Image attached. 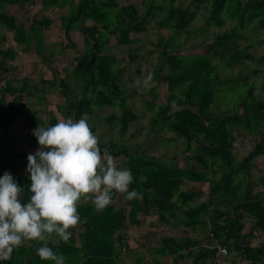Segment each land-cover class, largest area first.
Segmentation results:
<instances>
[{"label": "trees", "instance_id": "trees-1", "mask_svg": "<svg viewBox=\"0 0 264 264\" xmlns=\"http://www.w3.org/2000/svg\"><path fill=\"white\" fill-rule=\"evenodd\" d=\"M131 1L0 0V29L12 34L15 43L2 47L6 35L0 36V77L3 76L0 78V177L5 172L11 173L24 188L27 201L30 195L27 157L35 154L29 149L40 146L33 134L25 136V146L11 136L13 126L24 117L34 96L27 77L11 78V62L19 51H32L52 70L53 79L43 83L49 88H59L66 101L58 107L61 114L77 120L88 115L100 123L97 115L103 108L118 107L121 113H112L106 120L123 136L138 120V115L128 104L129 91L120 90L117 85L126 67L138 59L139 38L133 35L145 32L155 23L159 38L155 43L158 62L153 73L157 83L166 86L168 95L166 102L157 106L145 101L149 111L156 109L150 118V131L170 133L172 138L166 139L168 142L181 138L191 154H185L184 165H179L177 156L166 160L135 146L129 147L123 140L99 145L102 153L106 151L124 160L134 178L130 190H137L143 199L128 201L122 194L123 203L118 209L111 203L100 211L91 201L84 200L78 204L77 211L82 221L87 218V223L70 228L72 236L67 243L58 236H50L48 247L64 255L65 264H122L121 254L126 251L136 255L130 264H162L161 259L167 257L176 264H218L215 252L202 246L212 234L228 250L226 264L237 261L261 264L264 242L256 241L264 234V174L255 177L253 168L264 162V101L256 96L255 86L249 81L259 70L241 73L236 78L222 77L219 70L222 66H246L247 60L259 59L250 49L264 44V39L258 38L264 31V0H190L194 9L182 5L180 0H140L139 4ZM67 4L70 8L59 17L60 27L65 47L72 48L76 54V65L72 74L59 78L58 70L53 67V53L45 42V30L55 20L48 15L28 16L23 20L17 13L35 5L48 10ZM12 7H15L13 13ZM201 8L207 14V27L221 29L228 21L233 22V27L215 36L209 44H203V52L185 53L179 38L190 37ZM251 25L256 33L253 43L243 33ZM76 31L84 37V49L76 46L73 38ZM105 33L116 37L118 45L128 46L127 56L121 58L105 51L109 42ZM243 40L245 45H241ZM260 59L264 63V57ZM140 73L138 69L137 76ZM72 79L76 84H72ZM224 86L245 87V95L236 103H224L221 89ZM43 99L40 97V102ZM56 122L51 118L44 125ZM95 127L94 124L93 131ZM246 137H249V149L238 159L236 146ZM188 184H207V200L201 201L195 189L183 188ZM116 195L114 192L113 198ZM147 222L152 229L162 232L159 243L134 250L125 230L144 228ZM170 229L182 230L184 236L179 237ZM24 242L14 248L10 259L0 260V264H54L36 255L42 242L31 241L28 246ZM144 249L146 255L142 256L140 252Z\"/></svg>", "mask_w": 264, "mask_h": 264}, {"label": "rangeland", "instance_id": "rangeland-1", "mask_svg": "<svg viewBox=\"0 0 264 264\" xmlns=\"http://www.w3.org/2000/svg\"><path fill=\"white\" fill-rule=\"evenodd\" d=\"M131 3L139 4L140 0H132ZM180 3L184 6L190 5L194 9L193 3L190 0H180ZM70 6L67 4L63 8L54 7L48 10H44L40 5H35L31 7H26L20 9L17 15L23 20L27 19L28 16H37L41 17L42 15H48L55 20L54 24L50 29L45 30V42L48 46L50 52L53 53V67L58 70L59 78H66L68 74H72L74 67L76 65V54L72 48L65 47V40L63 37V32L60 27L59 17L68 12ZM143 10V7H141ZM10 12H15V7L10 9ZM207 14L206 11L201 8L198 10V16L192 26V34L190 37L183 35L179 38V41L183 43L182 49L185 53L196 54L204 51V48L201 46L203 44H209V41L213 39L218 34L222 33L225 30H229L233 27V22L228 21L223 28H216L215 26L207 27L205 24V18ZM251 25L248 30L243 33L248 36L252 41H255L256 33ZM164 34H167V31H163ZM6 35V40L1 43L2 47H7L9 44H15L12 39V34L5 33L0 29V36ZM106 37L109 38L108 45L105 47V51L118 56L125 57L127 56L128 46H121L117 44L116 37L110 36L109 33H105ZM139 38L137 46H140V51L138 52V59L134 64L128 65L126 70L122 74V80L118 83L117 87L120 90H128L131 96L128 98L129 106L136 112L138 115V120L132 123L130 130L127 134L121 136L118 132V128H113L112 125L106 120L107 116L110 114L121 113L118 107H106L103 108L97 118L101 119L94 121L91 116L84 115L92 128L95 124L94 133L99 137V145L105 144L109 141L119 142L123 140L126 145L129 147L135 146L137 149L144 150L147 154L154 155L156 157L165 158L166 160L172 159L174 156L178 157L179 165H184L185 163V154H191V151L187 148V145L183 143L182 139H176L175 141H166V139L172 138L170 133L165 131L153 134L150 131V118L154 114L155 110L149 111L145 101L153 102L156 106L166 102L167 90L166 86L163 84H158L157 80L154 78V82L149 90L141 92H132L133 89H136L134 86V81L140 77L143 78L147 75L148 71L153 72L154 67L158 62V53L154 52L156 49L155 43L158 42L159 30L155 23H151L145 32L133 35V38ZM74 41L78 49H84L85 42L84 37L79 32H74L73 34ZM258 38L264 39V31H261L258 35ZM246 41H241V45H245ZM250 52L255 58H259L255 61H248L246 66L238 65L234 68H227L222 66L219 70L222 77L225 78H236L241 76V73H249L254 70H259V73L252 75L249 80L255 86L256 96L264 101V63L260 62V58L264 57V44L256 48V46L250 49ZM13 70L11 72V78H24L29 79V88L34 94L29 106L27 107L26 114L22 119H20L14 126L11 131V136L17 138L21 142V146H25V136L32 134L33 129L38 125H44L48 123L51 118H55L57 121L59 119L68 118L73 116H67L61 114L58 111V107L66 103L65 99L61 95L59 88H49L44 86V80H52L53 72L52 70L43 64L39 57L36 56L32 51L23 52L19 51L18 56L14 61ZM124 64H122L123 66ZM140 70V76H137L136 71ZM0 78H3L1 76ZM72 84H76L74 79L71 80ZM18 82L16 81L15 84ZM250 83V84H251ZM1 85V84H0ZM223 90L222 99L224 103L233 104L241 100L245 95V87H234V86H224L221 88ZM155 90V91H154ZM79 91V90H78ZM131 91V92H130ZM153 91V92H151ZM154 93L156 96H154ZM44 97L43 102H40V97ZM34 113V114H33ZM94 121V122H93ZM35 126H32L33 124ZM249 137L245 138L242 144H238L235 149L236 157L239 159L244 156V153L249 149L248 144ZM36 149H29L31 152H36ZM187 152V153H186ZM118 166L126 168L124 160L120 157H114ZM253 174L255 177L261 176L264 174V162H261L258 167L253 168ZM183 188H193L201 196V201L207 200L208 185L202 184H188L183 186ZM84 202L82 198L79 203ZM112 203L116 204V208L123 203V198L121 193H117L116 198L112 199ZM150 219H148V222ZM146 223L144 228L129 227L125 230V234L129 245L134 250H139V246H145L148 249L151 246L157 245L161 233L159 230L152 229L149 226V223ZM169 231V229H167ZM170 232L181 237L184 236L182 230L179 229H170ZM193 235V234H192ZM28 242V241H27ZM257 242H264V234L259 235ZM140 255H146V251L140 252ZM136 259V255L133 252H123L121 254V263L130 264L133 263ZM162 264H176L173 258H162ZM235 264H245L244 262L237 261ZM264 264V261L261 263Z\"/></svg>", "mask_w": 264, "mask_h": 264}, {"label": "clouds", "instance_id": "clouds-1", "mask_svg": "<svg viewBox=\"0 0 264 264\" xmlns=\"http://www.w3.org/2000/svg\"><path fill=\"white\" fill-rule=\"evenodd\" d=\"M154 73L138 77V92L149 90ZM176 107V102H172ZM39 148L27 157L30 178L27 201L24 188L9 172L0 177V260L10 259L14 248L24 241L42 242L36 249L41 260L65 264L64 255L48 247L50 236L67 243L81 220L77 207L81 199L91 201L97 211L112 203L113 194H125L128 201L142 200L127 168L119 167L115 158L99 147V137L84 118L59 119L55 124L33 129Z\"/></svg>", "mask_w": 264, "mask_h": 264}, {"label": "built area", "instance_id": "built-area-1", "mask_svg": "<svg viewBox=\"0 0 264 264\" xmlns=\"http://www.w3.org/2000/svg\"><path fill=\"white\" fill-rule=\"evenodd\" d=\"M202 246L215 252L218 264H226V260L229 257L228 250L212 234H210V238L207 241L203 242Z\"/></svg>", "mask_w": 264, "mask_h": 264}, {"label": "crops", "instance_id": "crops-1", "mask_svg": "<svg viewBox=\"0 0 264 264\" xmlns=\"http://www.w3.org/2000/svg\"><path fill=\"white\" fill-rule=\"evenodd\" d=\"M24 243H25V244L28 246V245H30V244H31V241H28V242H27V241H25Z\"/></svg>", "mask_w": 264, "mask_h": 264}]
</instances>
